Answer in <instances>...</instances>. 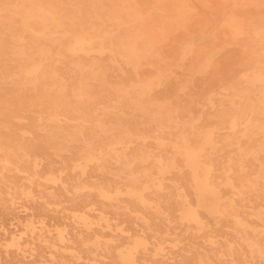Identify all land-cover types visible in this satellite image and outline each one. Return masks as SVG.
Here are the masks:
<instances>
[{"label":"bare ground","instance_id":"obj_1","mask_svg":"<svg viewBox=\"0 0 264 264\" xmlns=\"http://www.w3.org/2000/svg\"><path fill=\"white\" fill-rule=\"evenodd\" d=\"M159 1L0 0V206L5 196L12 204L34 199L37 189L49 206H60L63 197L73 192L85 197L78 211L91 210L99 199L111 200L113 187L121 180V174L114 171L116 163L127 169L136 160L141 164L151 161L161 169H176L179 158L185 160L194 181L202 178L207 194L217 196L218 186L224 183L241 196L240 201L264 202V153H250L260 165L253 179L245 177L242 183L235 177L244 168L231 157L223 161L225 175L213 181L210 154L191 147L189 136L195 132L184 134L180 146L177 140L182 132L166 112L154 110L149 99L128 88L141 85L149 89L154 74L169 88L176 71L183 72L186 63L192 68L207 54V47L197 43L198 38L205 40L202 23L191 27L186 0H171L170 24L161 25L157 33L149 30L150 15ZM181 28L188 36H173ZM169 36L174 39L168 46L171 52L164 44ZM161 57L166 59L156 60ZM161 62L155 72L143 70L146 64ZM176 80L181 88L182 79ZM178 104L182 115L193 110L185 101ZM224 115L221 110L220 119ZM231 127L236 131L237 124L233 121ZM138 140L141 146L133 153L117 151V142L128 149ZM149 140L164 150L155 153L146 146ZM244 152L238 153L240 160ZM137 178L134 182L142 183L148 173ZM182 183L171 188L160 182L158 191L147 198L135 191L132 194L147 209L156 208L161 222L171 226L174 219L168 196L181 189ZM105 210H100L101 218L108 222ZM260 217L258 238L252 237L249 216L238 219L247 232L243 243L263 256L264 214ZM194 218L198 221L200 217L195 214ZM81 220L89 224V217ZM143 220L147 231L154 232L151 219L143 216ZM89 239L80 237L78 243L94 259L97 255L92 249L112 255L114 248L121 247ZM41 243L55 246L47 238ZM120 256L125 264L135 262L132 254Z\"/></svg>","mask_w":264,"mask_h":264},{"label":"rangeland","instance_id":"obj_2","mask_svg":"<svg viewBox=\"0 0 264 264\" xmlns=\"http://www.w3.org/2000/svg\"><path fill=\"white\" fill-rule=\"evenodd\" d=\"M186 2L191 27L202 23L199 26L205 40L198 38L197 43L207 47V54L192 68L188 69L186 63L187 70L176 71L169 88L155 74L149 89L141 85L128 88L149 99L154 110L166 112L171 123L182 132L177 140L180 146L183 147L184 134L195 132L189 136L191 147L210 154L213 181L221 173L225 175L223 161L232 157L244 168H239V174L235 175L243 183L245 177L253 179L260 166L250 153H264V0ZM170 14L171 0L156 3L149 30L157 33L161 25L170 24ZM174 35L188 36L183 28ZM173 36L164 42L170 52ZM162 63L146 64L143 70L155 72ZM179 78L181 88L176 80ZM178 101L192 105V112L182 115ZM221 110L225 112L222 119ZM233 121L237 124L236 131L231 127ZM137 146H141V141H135L128 149L117 142V151L131 154ZM146 146L155 153L164 150L154 140H149ZM242 151L245 152L240 160L237 155ZM178 162L176 169H161L151 161L141 164L136 160L127 169L116 163L114 171L121 174V180L113 187L111 200L99 199V205L83 212L78 210L85 197L73 192L63 197L60 206H49V200L43 199L37 189L34 199H18L15 204L5 196V204L0 206V264H125L120 254H132L133 264H264V254L243 243L247 232L238 219L249 216L254 229L252 237H261L264 202L240 201L241 196L224 183L218 186L217 196L209 195L202 178L194 181L185 160L179 158ZM146 173L148 178L144 182H134L137 176ZM180 180L182 188L174 189L168 196L174 219L171 226L161 222L156 208L147 209L132 194L135 191L142 197H151L160 188V182L173 188ZM55 191L61 192L59 186H55ZM104 207L108 222L101 218L100 210ZM195 214L200 217L198 221ZM83 216L89 217V224H83ZM143 216L151 219L154 232L147 231ZM80 237L100 239L103 246L121 247L114 248L112 255L103 249H92L97 255L94 259L78 243ZM43 238L54 243V248L41 243ZM262 247L264 251V236ZM101 254L105 257L101 258Z\"/></svg>","mask_w":264,"mask_h":264}]
</instances>
